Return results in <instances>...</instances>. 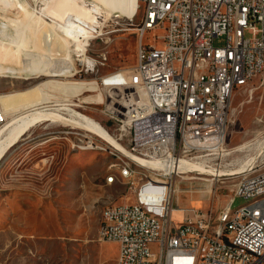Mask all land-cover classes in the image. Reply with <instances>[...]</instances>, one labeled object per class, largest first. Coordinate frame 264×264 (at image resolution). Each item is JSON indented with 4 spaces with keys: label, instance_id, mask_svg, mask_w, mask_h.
<instances>
[{
    "label": "built area",
    "instance_id": "built-area-1",
    "mask_svg": "<svg viewBox=\"0 0 264 264\" xmlns=\"http://www.w3.org/2000/svg\"><path fill=\"white\" fill-rule=\"evenodd\" d=\"M140 2L136 62L96 79L109 90L100 111L107 122L88 115L102 133L88 129L77 141L103 145L117 172L105 182L127 188L125 200L103 208L98 237L119 242L116 264H264V203L230 213L237 196L264 189V169L243 174L216 217L191 208L181 222L172 218L177 164L223 149L233 93L264 69V0ZM150 30L162 31L154 42L144 39ZM5 118L0 103V125Z\"/></svg>",
    "mask_w": 264,
    "mask_h": 264
},
{
    "label": "rangeland",
    "instance_id": "rangeland-1",
    "mask_svg": "<svg viewBox=\"0 0 264 264\" xmlns=\"http://www.w3.org/2000/svg\"><path fill=\"white\" fill-rule=\"evenodd\" d=\"M28 1L36 5L33 0ZM71 2L74 3L73 0ZM81 7L86 11L91 9L90 6ZM1 13L11 17L18 15L17 10L0 6V18ZM142 13L141 2L138 12L132 17L117 16L116 13L109 15L104 10L96 13L101 26L87 50L90 57L99 60L95 71L87 72L84 62L74 54L77 57L73 66L53 71L51 76L28 72L23 68H17L13 75L11 71H6L9 75H0V103L6 115L4 121L33 107L50 105L57 110L61 106L59 104L65 103L86 116L107 122V116L100 111L109 90L98 88L96 79L136 62L137 26ZM161 33V30L147 31L144 39L154 42L156 35ZM222 40V37H217L216 43ZM156 42L161 45V40ZM54 60L56 64L61 61L59 58ZM6 65V62L0 61V68L6 70ZM57 111L76 117L66 108ZM26 133L29 135L28 144L21 146L13 159L18 158L19 162L25 159L20 164L28 166L51 156L55 167L51 174L49 170L44 176L37 173L41 170L38 165L35 174L28 172L31 176L28 178L35 184V198L32 199L35 206L28 208L32 215H28L27 220L17 225L14 222L0 225V264H116L119 242L100 240L98 237L103 208L115 197L123 200L126 197V185L118 180L111 182H117V185H98L111 174L117 176V172L111 170L116 159H112L108 151L79 148V134L91 132L75 123L60 119L43 120L36 122ZM47 139L49 141H45ZM246 142L252 147L235 150L236 146ZM26 151L27 154H23ZM254 156V168L243 173L223 176L193 171L178 173L174 181V206L208 210L216 217L233 196L241 176L264 169V69L249 84L233 93L223 149L191 162L213 171L230 170ZM152 172L153 169L145 167V173ZM48 182L50 185L46 186ZM136 202L146 207V199L136 198ZM245 202L246 198L237 196L233 208ZM186 212L191 210L186 209ZM183 217V210L172 212V218L177 222H181Z\"/></svg>",
    "mask_w": 264,
    "mask_h": 264
},
{
    "label": "bare ground",
    "instance_id": "bare-ground-1",
    "mask_svg": "<svg viewBox=\"0 0 264 264\" xmlns=\"http://www.w3.org/2000/svg\"><path fill=\"white\" fill-rule=\"evenodd\" d=\"M33 1L36 3L35 6L28 0H0V6L3 8L14 9L18 12V15L14 17L1 13L0 61L6 62L7 68L6 70L0 68V75H9L6 71H11L13 75L17 68H23L28 72L33 71L51 76L53 71H63L73 66L77 56L79 61L91 63L94 59L87 54V50L90 40L98 36V27L101 26L96 13L104 10L109 15L116 13L117 16L132 17L136 15L140 7V0H73L74 3L71 0ZM81 6H90L91 9L86 11ZM74 54L77 56L75 57ZM56 58L61 59L59 64L55 63ZM59 105H61L59 108L71 110L76 117H68L69 115L66 116L57 111L59 108L54 110L49 107L50 105H45L15 113L4 121L0 125V158L36 122L43 120L60 119L102 133L99 125L90 117L65 103ZM108 139L119 149L127 152L125 147L113 137L109 136ZM250 144L249 142L242 143L236 146L235 150H243L251 146ZM77 146L84 150H103V145L98 144L80 143ZM254 159L255 156L247 159L238 168L230 170L205 169L202 165L193 163L187 158H182L177 167L179 168L178 173L193 171L197 174L223 176L252 170ZM112 165L116 166V162ZM145 167L153 169V165H145ZM116 177V174H111L106 179H116ZM211 180L210 178L209 181ZM259 203H264V189L246 197V202L236 208L231 205L230 213H240L241 210L254 211ZM136 205L137 208H145L140 202H136ZM191 208L192 206L176 207L174 203L172 205L173 211Z\"/></svg>",
    "mask_w": 264,
    "mask_h": 264
},
{
    "label": "crops",
    "instance_id": "crops-1",
    "mask_svg": "<svg viewBox=\"0 0 264 264\" xmlns=\"http://www.w3.org/2000/svg\"><path fill=\"white\" fill-rule=\"evenodd\" d=\"M28 141L29 135L26 133L5 153L0 160V225L3 223L7 224L8 222H14L15 225H17L19 222L27 220L26 218H28V215H32V212L29 211L28 208L35 206L32 201V199L35 198L33 194V187L35 184L28 178H31L28 172L35 174L37 171L36 166L38 165L41 167V170L37 173L44 176L49 170H51V174L55 167L53 165L54 160H52L51 156L43 157L38 161L30 163L28 166L21 165L24 163L25 159L20 160V162L18 158L13 159V157L18 154V149L21 148V146L28 144ZM45 141L49 140L47 139ZM45 141H42V143ZM23 154L26 155L27 151L23 152ZM103 183L107 184L106 182H102L100 184L98 183V185H102ZM114 184L117 185V182L111 185ZM45 185L49 186L50 183L48 182ZM86 194L87 193L85 191V195ZM122 201L123 198L115 197L110 203H120Z\"/></svg>",
    "mask_w": 264,
    "mask_h": 264
}]
</instances>
